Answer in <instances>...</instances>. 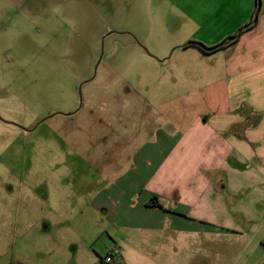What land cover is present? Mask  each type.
Segmentation results:
<instances>
[{
  "label": "rangeland",
  "instance_id": "obj_1",
  "mask_svg": "<svg viewBox=\"0 0 264 264\" xmlns=\"http://www.w3.org/2000/svg\"><path fill=\"white\" fill-rule=\"evenodd\" d=\"M226 2L247 1L0 0V264H101L119 248L100 198L156 128L196 111L222 61L187 42L231 28ZM212 228L210 244L184 239L181 264H264V223Z\"/></svg>",
  "mask_w": 264,
  "mask_h": 264
},
{
  "label": "crops",
  "instance_id": "obj_2",
  "mask_svg": "<svg viewBox=\"0 0 264 264\" xmlns=\"http://www.w3.org/2000/svg\"><path fill=\"white\" fill-rule=\"evenodd\" d=\"M246 1L241 7L226 2L217 11L224 23H233L218 38L191 37L215 46L242 28L235 42L226 40L217 50L194 45L222 61L199 91L194 114L156 128L100 198L98 207L125 232L117 243L122 264H181L184 239L199 236L205 245L211 226L212 232H243L264 223V0L260 6ZM155 196L162 207L151 205Z\"/></svg>",
  "mask_w": 264,
  "mask_h": 264
},
{
  "label": "trees",
  "instance_id": "obj_3",
  "mask_svg": "<svg viewBox=\"0 0 264 264\" xmlns=\"http://www.w3.org/2000/svg\"><path fill=\"white\" fill-rule=\"evenodd\" d=\"M256 9L258 10V7ZM239 33H240L239 31L236 32L232 36H229L226 40L232 39L230 43L235 42L237 36L239 35ZM225 41L221 42L220 44H217L215 46H207L206 44H204L202 42L193 40V41H191L189 43V45H196V46H198L199 48H201L202 50H205V51H209V50H213L214 51V50H217V49L223 47L225 45ZM151 205L154 206V207H162V204L160 202H158V198L156 196L151 199ZM115 258H114L115 260H114L113 264H122L121 261H119L117 259V257H115ZM100 262H101V264H106V263H104L103 258H100Z\"/></svg>",
  "mask_w": 264,
  "mask_h": 264
},
{
  "label": "water",
  "instance_id": "obj_4",
  "mask_svg": "<svg viewBox=\"0 0 264 264\" xmlns=\"http://www.w3.org/2000/svg\"><path fill=\"white\" fill-rule=\"evenodd\" d=\"M259 2V6H260V0L258 1ZM257 14H255V18H254V20H256L257 19ZM246 27V26H245ZM241 31V30H240ZM113 31H110L107 35H109V34H111ZM106 35V36H107ZM105 36V37H106ZM103 41H104V38L102 39V44H103ZM191 42V41H190ZM189 42V43H190ZM102 58H103V48H102V53H101V56H100V58H99V60H98V62H97V64H96V66H95V74H96V71H97V69H98V66H99V64H100V62H101V60H102ZM95 74L90 78V79H88L86 82H88V81H91L94 77H95ZM81 86H82V84H81ZM81 86H80V88H79V93H80V99L82 98L81 97ZM81 103H82V99H81ZM80 107H81V105L79 106V108L76 110V111H74V112H72V113H75V112H77L79 109H80ZM58 112H55V113H53V114H51V115H49V116H47V117H45V118H43L42 120H40V122L38 123V125L41 123V122H43V121H45L47 118H49V117H51V116H53V115H55V114H57ZM0 119H2L3 121H5L1 116H0ZM6 122V121H5ZM25 131H28V132H31L33 129H26V128H23Z\"/></svg>",
  "mask_w": 264,
  "mask_h": 264
},
{
  "label": "built area",
  "instance_id": "obj_5",
  "mask_svg": "<svg viewBox=\"0 0 264 264\" xmlns=\"http://www.w3.org/2000/svg\"><path fill=\"white\" fill-rule=\"evenodd\" d=\"M119 253H120L119 248L110 249L107 256L103 259L104 263L111 264L114 261V258L119 256Z\"/></svg>",
  "mask_w": 264,
  "mask_h": 264
}]
</instances>
